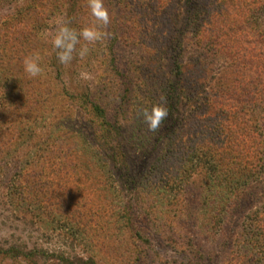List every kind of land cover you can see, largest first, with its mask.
Listing matches in <instances>:
<instances>
[{"label":"trees","instance_id":"trees-1","mask_svg":"<svg viewBox=\"0 0 264 264\" xmlns=\"http://www.w3.org/2000/svg\"><path fill=\"white\" fill-rule=\"evenodd\" d=\"M41 1L55 8L65 5L67 22H80L83 0ZM117 1L131 14L123 22L131 32L126 42L140 54L134 61L123 62L118 43L125 41L124 32L116 31L106 44H89L87 55L92 59L94 53L99 54L95 59L97 70H101L97 88L77 96L75 91V96L101 118L106 116L104 98L112 97L116 99L117 112H126L127 116L118 126L103 121L104 129L91 140L78 129L68 128L66 138L71 148L87 156L91 164L103 163L99 149H107L113 154L111 160H117L116 169L126 172L132 170L126 147L144 151V146L155 148L160 141V157L179 151L181 174L170 185L165 186L172 176L166 167L161 182L147 183L145 174L135 182L126 174L130 180L127 187L133 186V198L140 199L139 195L150 188L163 191L166 187L173 204L180 203L187 181H198L200 193L193 219L205 225V231L210 233L207 237H220L221 246L227 248L222 263L264 264V0ZM27 7L36 9L37 5L27 3ZM140 23L151 25L145 29ZM85 43L81 41V45ZM162 98L168 118L156 132L147 128L144 132L142 111L161 104ZM184 110L193 118V135L187 140L179 139L173 149L171 137L178 136L175 129L187 118ZM66 155L70 166L76 167L71 159L73 150H66ZM14 181L8 183L12 184L8 191L14 206L23 212H34L44 225L62 223L65 217L71 223V217L76 218L74 212L79 214L75 227L81 223L87 226L101 208H86L84 201L62 202L57 195L53 197L56 203H52L37 198L45 195L49 186L38 188L25 180L20 184ZM253 189H257L255 195ZM56 205L60 217L53 220L45 212ZM112 211L113 215L121 214L126 222L130 218L125 205L109 207L105 213ZM5 252L16 258L31 256L14 248ZM201 253L198 246L193 249L197 259H201ZM206 261L211 262L212 257ZM60 262L69 264L64 257Z\"/></svg>","mask_w":264,"mask_h":264},{"label":"rangeland","instance_id":"rangeland-1","mask_svg":"<svg viewBox=\"0 0 264 264\" xmlns=\"http://www.w3.org/2000/svg\"><path fill=\"white\" fill-rule=\"evenodd\" d=\"M27 3H36V9L28 8ZM103 4L110 16L106 26L97 25L88 0L81 3L84 9L79 12V23L67 22L65 5L55 8L41 0H0V264H61L60 257L69 264H89V260L92 264H223L227 248L221 246L220 237H207L210 233L205 231V225L193 219L200 193L198 181H187L183 199L175 204L166 187L163 191L150 188L137 200L132 196L134 191L130 192L133 186L126 185L130 182L126 174L135 182H140L144 174L147 183L161 182L163 167L172 175L165 184L170 185L181 174L179 151L160 157V141L155 148L144 146V151L126 147L128 165L132 167L131 172H126L116 169L117 160H111V151L100 148L103 163L91 164L87 156L71 148L66 138V131L73 127L89 140L94 139L104 129L103 121L118 126L127 116L126 112H117L116 99L112 97L104 98L106 116L102 118L76 97L97 88L101 70H97L95 59L99 54L81 59L74 53L71 63L62 65L52 47L59 22L77 30L96 26L101 33L96 44H106L116 31L126 33L125 41L118 43V53L124 63L134 61L140 53L126 42L131 32L123 23L130 12L126 13L117 0H103ZM140 25L146 29L151 24ZM33 54L39 55L43 69L37 77H29L23 70L24 58ZM85 60L89 64L82 62ZM184 118L175 129L178 136L171 137L173 149L179 139L193 135V118L189 114ZM144 127L145 132L147 125ZM69 149L73 150L71 159L76 167L67 161ZM150 165L155 170H149ZM13 180L15 184L25 180L38 188L49 186V191L37 198L52 203L66 199L87 202L86 208H101L87 226L81 223L75 227L79 214L74 212L76 218L71 217V223L65 217L62 223L44 225L34 212H23L14 206L8 191L12 186L8 183ZM262 181L264 184V176ZM256 191L253 189V195ZM105 205L107 210L125 205L129 220H122L121 214L113 215V211L106 215ZM57 208L58 205L50 207L45 213L56 220L60 217ZM196 246L203 251L201 259L193 255ZM11 248L31 256L11 257L5 252ZM207 257L212 261L208 263Z\"/></svg>","mask_w":264,"mask_h":264},{"label":"clouds","instance_id":"clouds-1","mask_svg":"<svg viewBox=\"0 0 264 264\" xmlns=\"http://www.w3.org/2000/svg\"><path fill=\"white\" fill-rule=\"evenodd\" d=\"M88 7L97 25L106 26L110 23V16L104 7L103 0H88ZM101 38V33L96 26L83 27L79 30L70 27L67 23L59 22L56 35L52 40V47L56 50V57L60 64L68 65L74 58V53L83 59L89 52L88 45L94 44ZM81 41L86 42L81 45ZM77 45H81L77 50ZM38 54L27 56L23 60V70L29 77H37L42 74ZM162 103L155 105L151 110H143L141 113L143 123L147 125L149 132H156L162 122L168 118V110Z\"/></svg>","mask_w":264,"mask_h":264}]
</instances>
